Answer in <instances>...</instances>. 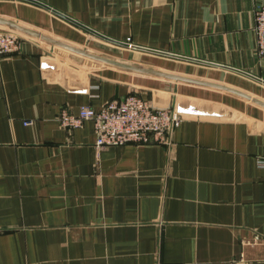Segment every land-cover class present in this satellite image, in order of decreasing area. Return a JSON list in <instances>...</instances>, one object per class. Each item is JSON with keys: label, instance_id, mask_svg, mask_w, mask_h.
<instances>
[{"label": "crops", "instance_id": "1", "mask_svg": "<svg viewBox=\"0 0 264 264\" xmlns=\"http://www.w3.org/2000/svg\"><path fill=\"white\" fill-rule=\"evenodd\" d=\"M35 1L0 18L68 46L0 23L23 38L0 60V264H264V0ZM128 94L176 110L170 145L60 125Z\"/></svg>", "mask_w": 264, "mask_h": 264}, {"label": "built area", "instance_id": "2", "mask_svg": "<svg viewBox=\"0 0 264 264\" xmlns=\"http://www.w3.org/2000/svg\"><path fill=\"white\" fill-rule=\"evenodd\" d=\"M253 18L256 52L261 56L264 55V4L254 7ZM22 40L14 30H0V60L5 55L20 51ZM87 119L93 121L97 149L130 144L168 146L172 142L173 128L180 122L173 108H154L148 100L136 94L112 99L98 110L81 106L74 113L63 108L58 118L60 125L66 128L79 127Z\"/></svg>", "mask_w": 264, "mask_h": 264}, {"label": "water", "instance_id": "3", "mask_svg": "<svg viewBox=\"0 0 264 264\" xmlns=\"http://www.w3.org/2000/svg\"><path fill=\"white\" fill-rule=\"evenodd\" d=\"M31 1H34V2H37L35 0H31ZM39 3V2H37ZM39 4H42V3H39ZM43 5V4H42ZM46 6V5H44ZM58 12V11H56ZM60 15H62L63 17L71 20L72 22H75L76 24L82 26L83 28L95 33V34H98L99 36H102L103 38H106L112 42H116L118 44H124L126 46H132V47H136V48H141V47H138L136 45H130L128 43H124V42H121V41H116V40H113V39H110L108 37H105L104 35H101L100 33H98L97 31H94L93 29L89 28V27H86L85 25H82L81 23H78L77 21H75L74 19H71L70 17H67L66 15H64L63 13H60L58 12ZM0 23H4L6 25H9L11 26L12 28L14 29H17V30H20L22 32H25L27 34H30V35H33V36H37V37H40L46 41H50V42H53V43H57V44H60V45H64V46H68V45H65L59 41H56L52 38H49L45 35H41L35 31H32L30 29H27L26 27H23L17 23H14L13 21H9V20H6V19H2L0 18ZM71 49H74V48H71ZM76 51H79L78 49H74ZM89 57H92V58H95V59H98V60H101V61H104L106 63H110V64H113V65H118V66H121V67H126V68H130V69H136V70H141V71H145V72H152V73H155V74H159V75H162V76H165V77H170V78H177V79H183V80H187V81H193V82H198V83H205L203 81H199V80H194V79H190L188 77H181V76H178V75H173V74H169V73H164V72H158V71H154V70H150V69H145V68H141V67H135V66H132V65H128V64H125V63H121V62H118L114 59H111V58H107V57H104V56H99V55H96V54H93V53H90V52H81ZM257 78V77H256ZM219 86V85H218Z\"/></svg>", "mask_w": 264, "mask_h": 264}]
</instances>
